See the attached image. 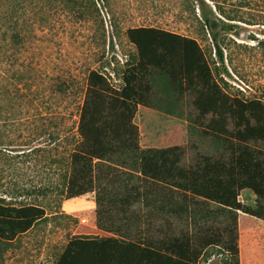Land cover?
<instances>
[{
  "label": "rangeland",
  "instance_id": "obj_1",
  "mask_svg": "<svg viewBox=\"0 0 264 264\" xmlns=\"http://www.w3.org/2000/svg\"><path fill=\"white\" fill-rule=\"evenodd\" d=\"M206 1L218 25L235 26L218 37L224 63L193 0H0V202L46 210L27 233L0 240V264H56L76 236L142 243L136 172L96 162L94 192L63 195L88 74L97 70L121 87L123 72L138 60L128 29L159 27L195 39L225 92L264 98V0ZM150 81L154 106L139 108L135 117L141 148L180 145L179 165L192 184L234 176V141L201 128L194 96L176 92L167 75L155 73ZM249 144L264 150V138ZM213 205L190 200L191 231L195 224L232 218L240 261L264 264V221L255 216L253 194L238 193L224 214ZM224 258L210 248L198 264H222Z\"/></svg>",
  "mask_w": 264,
  "mask_h": 264
},
{
  "label": "trees",
  "instance_id": "obj_2",
  "mask_svg": "<svg viewBox=\"0 0 264 264\" xmlns=\"http://www.w3.org/2000/svg\"><path fill=\"white\" fill-rule=\"evenodd\" d=\"M193 1L224 63L218 37L235 26L224 21L218 25L206 0ZM127 37L138 60L123 72L120 88L97 70L88 74L63 195L72 199L94 192L96 162L139 173L144 239L139 243L76 236L56 264H198L210 248L225 255L222 264H241L238 224L230 218L192 232L190 200L214 204L224 214L235 206L238 193L250 191L255 216L264 221V150L249 144L264 138V98L244 100L225 92L201 46L189 36L159 27H134L127 30ZM158 72L167 75L176 92L194 96L201 128L234 141V176L192 184L187 168L179 165L180 145L141 148L135 117L139 108H153L150 78ZM45 215L46 210L36 204L0 202V240L13 241Z\"/></svg>",
  "mask_w": 264,
  "mask_h": 264
},
{
  "label": "crops",
  "instance_id": "obj_3",
  "mask_svg": "<svg viewBox=\"0 0 264 264\" xmlns=\"http://www.w3.org/2000/svg\"><path fill=\"white\" fill-rule=\"evenodd\" d=\"M100 168H101L102 173H104L106 175V173H107V171L109 169V166H107L106 164H103ZM137 174L139 175V173H137ZM189 179H190V177H189ZM106 181H109V180L107 179ZM205 182H207V181L206 180H204V181H201L200 180V181L195 182V184L196 183L197 184H199V183H205ZM97 191H98V189H97ZM98 192L101 193V191H98ZM195 228L196 229L198 228L197 224H195ZM241 264H244L242 260H241Z\"/></svg>",
  "mask_w": 264,
  "mask_h": 264
}]
</instances>
